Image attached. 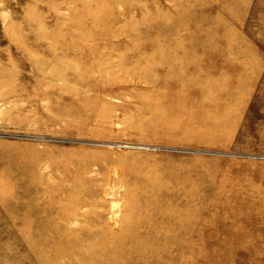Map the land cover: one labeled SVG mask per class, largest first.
Returning <instances> with one entry per match:
<instances>
[{"label": "rangeland", "instance_id": "374dc122", "mask_svg": "<svg viewBox=\"0 0 264 264\" xmlns=\"http://www.w3.org/2000/svg\"><path fill=\"white\" fill-rule=\"evenodd\" d=\"M0 264H264V0H0Z\"/></svg>", "mask_w": 264, "mask_h": 264}]
</instances>
